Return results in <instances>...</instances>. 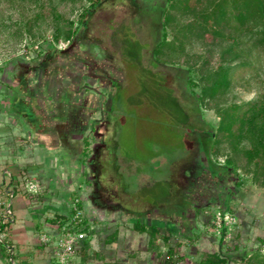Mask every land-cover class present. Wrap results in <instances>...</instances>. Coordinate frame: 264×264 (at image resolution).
Returning a JSON list of instances; mask_svg holds the SVG:
<instances>
[{
    "label": "rangeland",
    "instance_id": "rangeland-1",
    "mask_svg": "<svg viewBox=\"0 0 264 264\" xmlns=\"http://www.w3.org/2000/svg\"><path fill=\"white\" fill-rule=\"evenodd\" d=\"M167 4V0H103L83 25L81 14L91 8V0H0V72L20 63L25 68L35 67L36 74L42 76L43 64L44 71H60L66 61L81 80L90 81L85 85L101 92L103 108L98 122L106 119L107 108L113 106L111 116L118 122L114 137L117 155H124L135 170L159 172V192L153 193L145 179L139 184L138 176H125L131 198L115 201L118 208L110 209L106 219L90 211L92 219L87 216L92 228L87 239L91 242L78 251L72 264H165L168 246L162 235L167 233L172 234L170 246L179 243L178 253L189 256L183 260L185 264H197L206 252L221 251L230 256V264H245L241 257L250 258L257 249L264 254L260 242L264 238V172H256L243 155H237L236 178L221 167L231 156L229 144L223 141L211 153L209 149V136L218 129L221 107L264 96V53L244 45L234 59L247 64L235 70L224 91L202 103L191 83L194 70L188 66H201L206 60L205 66L212 72L222 62L233 61V54H226L232 41L191 35L185 50L171 49L163 42ZM180 17L177 14L172 22L177 29L189 19ZM71 26L79 29L71 39L77 40L74 50L56 53L69 44L66 36ZM174 34L169 27L168 37L172 39ZM73 54L85 62L91 56L98 58V69L88 70L82 61H72ZM97 75L99 81H93ZM201 87L199 84L197 91ZM89 136L96 139L92 129ZM84 167L90 172L88 163ZM207 171L213 172L216 180ZM88 174L92 180L91 172ZM227 190H233L228 206L237 214L239 227L231 240H221L213 231L210 216L224 205L220 196ZM92 194L90 190L89 199ZM86 202L84 208L89 213L91 206ZM125 204L131 205L127 209ZM138 218L159 226L156 244H150L148 233L133 228ZM11 229L10 224L7 233ZM116 230L117 240L109 242Z\"/></svg>",
    "mask_w": 264,
    "mask_h": 264
},
{
    "label": "crops",
    "instance_id": "crops-1",
    "mask_svg": "<svg viewBox=\"0 0 264 264\" xmlns=\"http://www.w3.org/2000/svg\"><path fill=\"white\" fill-rule=\"evenodd\" d=\"M74 60L95 71L100 62L92 56L85 62L77 54ZM63 66L60 71L43 70L42 76L26 72L20 63L0 72V200L13 211L12 229L6 233L13 253L0 241V264H56L54 247L42 243L41 235L53 233L69 218L79 192H83L84 207L86 201L91 206L86 212L89 218L90 211H95L105 219L118 208L115 201L130 197L125 176H138L139 184L145 179L153 193L159 192L156 169L135 170L124 155H117L113 106L107 108L106 119L98 122L101 92L85 85L87 78L81 80L69 63ZM96 79L100 77H92ZM110 82L113 85V79ZM95 126L102 128L95 133L97 140H92L89 130ZM33 179L38 185L35 193L26 187ZM125 205L128 209L131 204Z\"/></svg>",
    "mask_w": 264,
    "mask_h": 264
},
{
    "label": "trees",
    "instance_id": "trees-1",
    "mask_svg": "<svg viewBox=\"0 0 264 264\" xmlns=\"http://www.w3.org/2000/svg\"><path fill=\"white\" fill-rule=\"evenodd\" d=\"M102 2L103 0H91V8L82 12L79 22L84 25L91 10L98 8ZM167 2L162 21L164 26L163 42L166 46L169 45L171 49L185 50L186 40H189L191 35L197 37L211 35L232 41V45L227 48L226 54H233V59L241 55V49L244 45H250L264 53V0H167ZM177 14L182 16L180 19L189 17L186 23L178 26V29L172 25V22L177 20ZM71 24L73 26V23ZM72 26L68 29L66 36L69 42L73 41L71 39L79 31L77 27L73 29ZM169 27L174 29L175 32L172 39L168 37ZM162 52L163 46H160V54ZM235 60L222 62L212 72L208 71L205 66L206 60L201 66L194 63L192 66L191 64L188 66L194 70L195 77L191 78V83L200 100L203 101L202 103L224 91L231 84L235 70L247 64L246 61L235 63ZM222 72L225 75L223 79L220 78ZM219 79L223 84L219 83ZM199 84L202 87L200 91H197ZM218 113L220 118L218 129L216 131L212 130L209 136L210 153L218 143L226 141L230 146L231 156L226 158L225 164L221 167L226 168L228 174L233 172L236 175L235 177L239 178L240 162L237 155H243L247 165L254 166L256 172L259 170L264 172V96L254 97L243 103L223 106L218 110ZM88 146L87 144L86 150ZM207 172L212 176V179L216 180L213 172ZM239 183V180L235 181L237 187L240 186ZM232 192L233 190H227L224 195L220 196L224 200V205L220 207L224 210H229L228 202ZM210 198L215 199L213 196H210ZM89 225L87 223L85 228L87 231H89ZM133 228L140 233H148L150 244H156L160 234L158 225L147 224L138 218ZM118 233L116 230L108 239L109 242L116 241ZM87 238L82 241L79 253L89 247L91 241ZM162 238L164 244L168 246L164 263L180 264V261H182V264H185L183 260L189 258V256L178 253L179 243L175 247L170 246L172 234H163ZM260 242L264 246V238H260ZM256 251L250 258L244 255L240 260L245 264H264V254H261L259 249ZM230 261V256L221 251H216L204 253L197 264H230ZM104 264L112 263L107 262Z\"/></svg>",
    "mask_w": 264,
    "mask_h": 264
},
{
    "label": "built area",
    "instance_id": "built-area-1",
    "mask_svg": "<svg viewBox=\"0 0 264 264\" xmlns=\"http://www.w3.org/2000/svg\"><path fill=\"white\" fill-rule=\"evenodd\" d=\"M30 192H37L38 185L35 180H29L26 185ZM13 194L10 195L11 200ZM213 231L223 240H231L237 227L239 220L236 213L230 210H224L218 206L210 216ZM13 220V211L11 205L5 204L0 200V241L3 242L7 249L13 253V248L6 240L7 228ZM90 223L84 208L81 196H75L70 208L69 218L59 224L57 230L53 233H43L41 241L47 246L55 249L56 264H72L76 259L81 243L88 237V231L85 229ZM92 228L89 225V230Z\"/></svg>",
    "mask_w": 264,
    "mask_h": 264
},
{
    "label": "flooded vegetation",
    "instance_id": "flooded-vegetation-1",
    "mask_svg": "<svg viewBox=\"0 0 264 264\" xmlns=\"http://www.w3.org/2000/svg\"><path fill=\"white\" fill-rule=\"evenodd\" d=\"M84 24H85V22H84ZM77 42V40H73V41H70L69 42V44L67 45V47H65V48H63V49H61L60 51H56V53H61V54H67V53H69L70 51H72V50H74V47H75V44H77L76 43ZM48 59H50V57L48 56L47 57V60L46 61H48ZM23 67V66H22ZM39 67V66H38ZM41 68V71H43L44 70V64H43V66H41L40 67ZM23 69L26 71V72H29V73H33V74H35V73H37V72H35V67H23ZM37 71V70H36ZM103 125V124H102ZM101 128H102V126L101 127H98V126H95L94 127V132L96 133H99L100 134V132H101ZM97 152V151H96Z\"/></svg>",
    "mask_w": 264,
    "mask_h": 264
}]
</instances>
